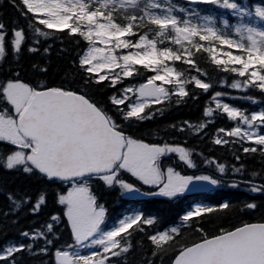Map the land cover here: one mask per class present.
<instances>
[{
    "label": "snow or ice",
    "instance_id": "obj_1",
    "mask_svg": "<svg viewBox=\"0 0 264 264\" xmlns=\"http://www.w3.org/2000/svg\"><path fill=\"white\" fill-rule=\"evenodd\" d=\"M16 5V0H11ZM192 4L219 5L222 9H231L238 15L247 17L249 12L243 11L235 0H191ZM21 15L27 18L33 14V22L45 26L47 29H67L70 35L78 34L86 41L90 48L79 59L80 67L88 74L82 81L86 88L90 83L99 84L109 81L115 86L123 78L133 77L142 67L154 74L138 87L128 86L120 89V95L110 97L113 105H125L131 97L128 93H138V99L128 105V110L122 119L135 117L137 120L151 119L155 113L142 115L145 112L147 98H154L159 103L169 96V89L164 85H172L175 95L187 97L189 91L180 83V73L174 68L161 65L165 61H180L182 55L171 47L157 48V39H149L147 34L140 35L136 42L125 37L136 35L134 23L140 21L143 25L155 26L152 32L157 37L167 36L172 43L180 45L184 52L192 55V49L208 53L211 62L222 66L221 71L234 72L243 81L235 80L232 89H259L264 92V7H256L255 18L261 21V26L247 24L235 28V37L231 33V26L227 21L223 26L211 16H200L195 9L179 8L171 0H20ZM184 13H188L187 16ZM203 21V22H200ZM81 25H83V30ZM141 25H136L139 28ZM36 32L41 36H48L47 32L39 28ZM8 26L0 20V61L6 54L5 38ZM25 39L23 27L12 28L9 45L17 55L21 52V43ZM162 42V41H161ZM207 42V43H200ZM185 43L188 47H185ZM103 45V47L97 46ZM232 49L233 51H222ZM117 49H136V51L121 52ZM29 52H37L38 48L29 47ZM45 52L48 49L44 50ZM185 63H195L188 59ZM238 65L239 67H229ZM37 67L34 65V68ZM119 69V71H115ZM47 72V67L37 69ZM107 70V71H105ZM104 72L103 75L100 73ZM15 80L7 81L0 86V97L13 106V114L0 109V142H8L12 146H19L20 150L6 156V168L19 167L24 174H41L48 180L70 182L71 190L62 194L58 202L64 205L67 220L70 222L75 245L83 249L98 246L100 252L82 255L80 251H57L58 264H106L108 255L113 257L127 253L129 246H122L117 239L122 233H129L133 225L142 220L141 214L122 219L118 226L104 231L101 225L105 222V208L98 204L96 196L90 189L92 179L102 180L107 186L119 187L127 194H139L140 189L130 182H125L120 173L127 172L158 191L145 193L146 195H160L174 198L191 191L195 185L207 183L212 186L220 184V180L209 175H182L169 164H163L161 158L169 153L178 154L179 161H183L188 168H196L184 147H173L145 143L125 135L121 126L102 106L88 97L83 89L72 90L64 87H45L41 84L32 87L23 82L16 74ZM195 88L205 93L213 86L211 82H203L193 78ZM161 83H157V82ZM191 81L186 80L185 83ZM195 95V94H193ZM222 94L216 92L213 99ZM245 99H252L245 97ZM179 103V101H178ZM216 107L222 109L230 120L239 119L247 129L239 125L231 130L220 129L229 137H239L262 146L259 151L264 153V134H258L256 129L264 127V110L245 115L237 107H230L228 103L217 101ZM123 111V110H120ZM211 117V108L205 111ZM258 122V124L256 123ZM182 130V129H181ZM228 143L216 139V144ZM244 153H256L257 147H244ZM239 160V156L236 157ZM209 163H212L209 161ZM220 173L225 172L223 164L216 165ZM236 173L243 171V166L234 168ZM257 175L253 173V176ZM236 186V185H233ZM253 193L264 194V184H253ZM15 210H19L20 202L13 199ZM28 202V201H25ZM45 203L41 195L34 203L31 211H37ZM229 205L223 204L227 209ZM246 208L256 210L258 205L247 203ZM212 207L197 206L188 211L183 221H190L203 213H211ZM52 221L59 220L52 216ZM146 225H152V218L144 219ZM47 232L53 233V224H47ZM143 230V227L138 229ZM171 233L178 234L176 227ZM21 235L32 241L44 240L45 247L32 254L47 251V245L52 241L40 230L33 233L27 231ZM130 235V233H129ZM169 231L151 235L150 240L157 247H162L173 240ZM32 244H17L6 247L0 252V261L5 264H17L15 253L32 252ZM96 257H100L96 259ZM174 264H264V222L246 223L230 231H221L219 235L207 237L205 234L200 242L183 247L176 256Z\"/></svg>",
    "mask_w": 264,
    "mask_h": 264
},
{
    "label": "trees",
    "instance_id": "obj_2",
    "mask_svg": "<svg viewBox=\"0 0 264 264\" xmlns=\"http://www.w3.org/2000/svg\"><path fill=\"white\" fill-rule=\"evenodd\" d=\"M151 2V0H149ZM167 3V0H164ZM238 4L246 3L252 7L264 3V0H235ZM171 3L179 8L195 9L200 16H211L223 26L225 21L231 26V33L235 37V28L242 22L246 24L253 21L249 18H241L231 9H222L219 5L192 4L191 0H171ZM20 0H16L14 6L11 0H0V20L8 26V35L5 38L6 54L0 61V86L7 81L15 80L16 74L23 82L29 83L32 87L43 84L45 87H64L72 90L83 89L87 96L102 106L113 119L121 126L125 135L133 139L142 140L145 143L164 146L168 144L173 147H184L190 154V158L197 165L196 168H188L183 161H179L178 154L169 153L161 158L162 165L169 164L182 175H209L220 180V184L204 190L184 193L174 198L158 195H146L157 189L144 185L130 173L121 172L120 175L125 182L132 183L145 194L139 198H129L119 185L107 186L102 180L92 179L89 182L90 189L97 198L98 204L105 208V222L101 225L102 230H110L130 214H141L142 220L129 229V233H122L117 239L122 246H129L127 253H121L119 257L108 255L107 264H173L179 251L186 246L200 242L204 235L211 238L219 235L221 231L234 230L246 223L264 222V194L253 193L250 189L253 184H264V153L259 149L262 146L255 145L252 141L229 137L226 132L220 129L231 130L235 126L247 127L237 119L230 120L222 109L216 107L217 101L228 103L230 107L239 108L245 115L264 110V92L259 89L248 88L232 89L231 83L235 80L243 81L234 72H224L210 60L208 53L202 50L196 52L192 49V55L188 56L180 45H176L165 37H157L153 32L152 25H143L140 21L134 23L136 35L125 37L136 42L140 35L147 34L149 39H157V48L171 47L182 55L180 61H165L164 67H171L175 72L180 73V83L189 91L187 97H179L172 91L173 86L167 85L169 96L163 98L159 103L151 100L146 103L145 112L142 115L155 113L153 118L137 120L135 117L122 119L128 110L132 99L126 101L125 105H113L110 97L120 95L119 90L128 86L138 87L146 82L147 78L154 73L143 69L140 66L138 74L133 77L123 78L114 87L109 81L99 84L90 83L86 88L82 81L88 74L80 67L79 59L86 54L91 47L78 34L70 35L67 29H47L38 22H33V14L23 17L20 12ZM185 16L188 13H184ZM203 22V21H200ZM140 24L139 28L136 25ZM23 27L25 39L21 43V52L15 54L9 45L12 28ZM82 27V26H81ZM39 28L47 32L48 36H41L36 32ZM83 30V29H82ZM162 41V42H161ZM207 43V42H200ZM36 47L38 51L33 53L27 49ZM185 47H188L185 43ZM48 49L47 52L44 50ZM133 49H119L127 53ZM222 51H233V54H240L232 49ZM188 59L195 63H185ZM34 65L37 66L34 68ZM239 67L229 65V67ZM47 67V72H40L37 69ZM106 71V70H105ZM101 73V75H103ZM201 79L203 82H211L212 87L204 92L195 88L194 79ZM191 81L185 83V81ZM216 92L222 95L213 99ZM195 94V95H193ZM251 97L252 99H245ZM179 101V103H178ZM211 108L213 115H205V111ZM0 109L7 110L13 114V106L0 97ZM123 110V111H120ZM182 129V130H181ZM264 134V127H260ZM227 140L228 143L216 144L215 140ZM257 147L256 153H244V147ZM20 150L19 146H12L8 142H0V252L6 247L17 244H32V252L24 251L15 253L18 258L17 264H58L57 251H68L79 249L84 255L91 252H100L98 246L83 249L72 247L75 239L72 234L70 222L64 212L66 208L59 204L58 198L66 194L72 187L70 183L45 179L43 175L33 173L24 174L19 167L16 169L6 168V156L13 154V151ZM239 156V160L236 157ZM211 161L212 163H209ZM223 164L225 172L220 173L216 165ZM243 166V171L236 173L234 168ZM253 173L257 175L253 176ZM236 185V186H233ZM20 202L19 210H15L9 195ZM45 197V203L35 212L31 211L34 203L39 197ZM28 201V202H25ZM256 203V210L246 208L247 203ZM227 203L229 207L223 208ZM197 205L212 207L211 213L205 212L199 217H193L190 221H183L182 217ZM58 216L59 220L52 221V216ZM152 218L154 223L146 225L144 219ZM53 224V233L47 232V224ZM143 227V230L140 229ZM176 227L178 234L171 233L174 238L168 244L157 247L150 240L151 235L160 234ZM34 230L45 232L46 238L52 241L47 245V251L39 254V249L45 247L44 240L32 241L21 235L22 232L33 233ZM100 257H96L99 259ZM0 264H5L0 261Z\"/></svg>",
    "mask_w": 264,
    "mask_h": 264
},
{
    "label": "rangeland",
    "instance_id": "obj_3",
    "mask_svg": "<svg viewBox=\"0 0 264 264\" xmlns=\"http://www.w3.org/2000/svg\"><path fill=\"white\" fill-rule=\"evenodd\" d=\"M238 5L242 7L243 11H247V12H249V15H248L247 17H243V16L238 15L237 13H235V12L233 11V12L235 13V15H237V16H239V17H241V18H249V20L253 21V23H254L252 26H256V27L261 26V21H260L258 18H255V16H254V10H255L256 7H264V3L257 4V5L254 6V7H252V6H250V5H247L246 3H243V4H239V3H238ZM244 24H246V22H242L241 24L238 25V27H241V26L244 25ZM247 25H248V23H247ZM81 26H82V29H83V25H81ZM249 26H251V25H250V22H249ZM97 46L103 47V45H97ZM118 51H119V49L116 50L117 54H118ZM132 51H136V49H133ZM160 68L163 69L164 66L161 65ZM106 71H107V70H106ZM115 71L118 72L119 69H116ZM101 73H103V72H101ZM101 73H100V74H101ZM157 83L159 84V83H161V82L158 81ZM164 86L167 88V85H164ZM128 96L131 97L132 102H133V101H136V100L138 99V93H128ZM151 100H154V98H151V97L147 98V102H149V101H151ZM132 102H131V103H132ZM131 103H130V104H131ZM256 123L258 124V122H256ZM242 129H247V127H242ZM256 131L258 132V134H262L260 128L256 129ZM210 187H212V185H209V184H207V183H200V184L195 185V187H194L191 191H188V192H186V193H189V192H195V191H199V190H204V189H206V188H210ZM70 190H71V188H70ZM124 194H125L127 197H129V198H139V197H143V196H145V194H143L141 191H140L139 194H127V193H124ZM158 196H160V195H158ZM197 206H200V205H197ZM197 206H195V207H197ZM195 207L193 208V210L195 209ZM130 216H133V215L130 214V215L127 216V217H130ZM127 217H126V218H127ZM116 226H118V224H117ZM110 230H111V229H110ZM170 230H171V229H170ZM170 230H169V234H171V231H170ZM105 231H106V230H105ZM107 231H108V230H107ZM68 251H70V252H71V251H80V253H81L82 255H84L83 252H82L81 250H79V249L68 250ZM106 264H107V263H106Z\"/></svg>",
    "mask_w": 264,
    "mask_h": 264
},
{
    "label": "water",
    "instance_id": "obj_4",
    "mask_svg": "<svg viewBox=\"0 0 264 264\" xmlns=\"http://www.w3.org/2000/svg\"><path fill=\"white\" fill-rule=\"evenodd\" d=\"M50 181H53V180H50ZM65 182V181H64ZM175 261V260H174ZM174 261H173V264H174Z\"/></svg>",
    "mask_w": 264,
    "mask_h": 264
}]
</instances>
